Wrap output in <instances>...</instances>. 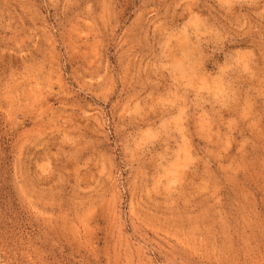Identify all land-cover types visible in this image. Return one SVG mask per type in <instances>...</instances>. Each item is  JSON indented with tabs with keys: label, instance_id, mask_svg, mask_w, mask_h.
<instances>
[{
	"label": "rangeland",
	"instance_id": "rangeland-1",
	"mask_svg": "<svg viewBox=\"0 0 264 264\" xmlns=\"http://www.w3.org/2000/svg\"><path fill=\"white\" fill-rule=\"evenodd\" d=\"M0 264H264V0H0Z\"/></svg>",
	"mask_w": 264,
	"mask_h": 264
}]
</instances>
